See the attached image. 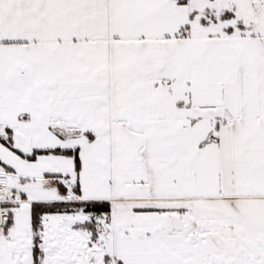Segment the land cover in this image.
<instances>
[{"label":"snow or ice","instance_id":"obj_1","mask_svg":"<svg viewBox=\"0 0 264 264\" xmlns=\"http://www.w3.org/2000/svg\"><path fill=\"white\" fill-rule=\"evenodd\" d=\"M0 264H264V0H0Z\"/></svg>","mask_w":264,"mask_h":264}]
</instances>
